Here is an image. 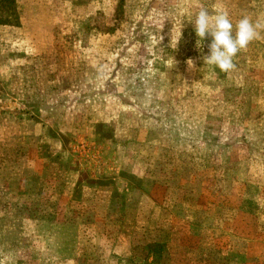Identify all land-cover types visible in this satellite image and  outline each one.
Wrapping results in <instances>:
<instances>
[{
  "label": "rangeland",
  "instance_id": "1",
  "mask_svg": "<svg viewBox=\"0 0 264 264\" xmlns=\"http://www.w3.org/2000/svg\"><path fill=\"white\" fill-rule=\"evenodd\" d=\"M19 1L26 27L24 38L37 42L35 49L40 62L35 66L38 58L35 61L29 58L24 65L18 63L13 70V78L0 80V98L13 95L23 101L34 115L51 123H60L63 129L76 130L71 136H65L56 125L48 132L46 127L50 142L34 143L37 150L49 156V161L47 169H42V176L34 173L33 187L29 186V192L21 189V185L28 183L15 184L17 187L14 185L10 191L11 198L31 202L28 206L17 207L18 212L24 215L43 212L45 208L34 206L32 202L37 198H47L52 191V184L43 180L44 175L48 173L53 178L56 174L57 179H63L70 163L84 169L83 179L92 180L87 185L109 186L114 179L104 177L95 169L102 172L101 167H109L107 158L116 151L125 158L120 177L126 180L127 191L116 193L117 200H114L116 204L112 209L120 213L123 211L120 223L123 233H132L136 228L134 236L132 233L127 238L118 239V242L127 246L136 243L137 252L144 261L148 253L153 252V264H264V147H261L263 143L260 141L264 136V127H249L250 122L257 120L248 119L244 121L246 131L243 128L242 132L237 131L236 127L241 115H247V118L256 115L257 108L252 105L251 93L261 88L264 81L256 70L257 62L245 65L242 51L237 60L246 79L225 80L221 77L205 82L185 80L186 92L193 102L179 113L183 116V124L188 126L176 129L182 128L186 134L198 136L200 153L199 157L178 155L176 159L178 156L174 158L169 153V120L179 117L169 110V105L175 104L170 100L169 93L147 87L150 80L145 77V70L137 74L125 70L120 73L122 78L117 74L119 56L124 58V63L136 62L141 69H146L149 64L145 56L160 50L161 57L155 60L153 66L167 72L169 77V65L166 63L169 46L162 45L166 41L169 43L171 37L166 29V21L158 15L151 16L154 9L148 6L141 17H133L134 8L151 4L153 0H97L99 9L94 10L89 30L79 18L84 15L85 9L81 7L77 15L79 19L75 21L73 13H70V0V3L65 0ZM205 1L207 6L210 0ZM211 1L218 3L221 0ZM243 15H236V20ZM57 24L72 26V30L52 32L51 26ZM60 35L63 39H71L72 45L57 44L56 51L51 55L43 53V45ZM159 37L163 39L160 41ZM131 40L134 43H129ZM196 40L195 32H184L181 38L184 46L180 41L177 54L170 56L182 58L188 54L194 59L207 54L210 38L205 39L202 50L196 48ZM247 50L254 59L260 53L258 46ZM59 57L66 61H56ZM68 62H72V65H68ZM170 75L176 79L179 72L170 69ZM231 84H238L239 92L231 93ZM71 87L76 91H68ZM59 90L60 94L57 93ZM127 100L133 104L132 107L139 103L141 108L127 110L123 105H128ZM177 106L182 104L177 102ZM18 118L19 122L13 121L14 125L6 133L16 130L23 122L21 129L28 126L31 134H39V128L28 124L27 117ZM2 129L0 126V198L4 167L25 154L27 146L22 135L14 133L4 136ZM242 134L248 137L244 138ZM235 137L239 142L230 143L229 140ZM69 146H72V150L67 152ZM74 157L75 163L72 162ZM181 163L191 168L193 173L183 176V180H188V185L195 190L188 196L192 203L185 205L186 214L179 216L189 222V230L171 232L169 167ZM138 165L146 167V174L133 173ZM56 167L57 171L53 172ZM81 180L82 176L79 175L78 183ZM91 186L87 197L94 199ZM203 187L206 189L205 199L197 214V206L191 204L201 194ZM143 189L150 190L148 192L157 201L156 206L140 208L139 190ZM123 198L127 200L125 206ZM43 199L38 202L43 204ZM87 206L84 205L83 209L91 210L92 206ZM34 245L31 244V247L36 248ZM169 252L171 257L177 259L176 262L169 261ZM31 260L28 259V262Z\"/></svg>",
  "mask_w": 264,
  "mask_h": 264
},
{
  "label": "crops",
  "instance_id": "2",
  "mask_svg": "<svg viewBox=\"0 0 264 264\" xmlns=\"http://www.w3.org/2000/svg\"><path fill=\"white\" fill-rule=\"evenodd\" d=\"M65 1L67 2L68 0ZM68 3L70 2L68 1ZM104 3L105 1L102 2L103 11H105ZM70 5H72L70 13H73V18L77 21L79 19L77 18V10L74 12V10H72L74 5ZM199 5L207 7L210 10L226 9L230 13L233 22L237 19V17H235L236 15L244 14L251 17L253 21L259 20L264 23V0H221L218 3L210 0L207 6L205 0H153L151 4L148 3L139 6L140 8H134L133 17H141L148 6L154 9L151 16L155 14L166 21V29L169 31V34H171L174 25L176 30H178L183 22V36L184 32L187 34H189V32H194L193 25L187 20L194 16ZM17 8L19 11L20 24L16 26L0 25V80L13 78V70L17 67L18 63L24 65L27 59L32 58V60L35 61V59L38 58L35 49V47H38L37 42L32 38H24L26 27L24 18L21 15L19 0H17ZM93 12L94 5L91 2L90 11L89 13L86 12L85 16H91ZM135 20H137V18ZM75 29L76 27L74 25V30ZM66 30L71 31L72 26L69 27L61 24L51 26L52 32L62 33ZM261 37V39L253 41L248 46V48L258 46L260 48L259 55L254 59L249 51L246 50L243 53V57L245 59V65H254V62H257L256 70L261 73L264 78V32H261ZM74 39V43H76L77 40L76 38ZM170 39L171 37L169 38V42ZM64 43L66 46H71L72 40L63 39L60 35V37L55 38V40L52 39L49 43L43 45L42 52L51 55L52 52L56 51L57 44L59 46L63 44L64 46ZM129 43H134V40H131ZM184 44L185 42L181 41V45L184 46ZM162 45L169 46V43L166 41L165 44ZM155 46L157 45L155 44ZM178 48L173 50L169 46V59L166 62L169 65V77L167 72L160 71V69L157 68L155 69L153 66L155 60L161 57L160 50L157 53H151L145 56V59L148 58L147 62L149 64V67L147 66L146 69H141L140 66H137L136 62L132 64L124 63V58L119 56V70H117V74L118 77L120 76L122 78V74L120 75V73H123L125 70L133 71L136 74L145 70V77L150 80L147 87L157 92L165 90L169 93L170 100H173L175 103L169 105V110L170 112L178 114L179 117L169 120V153H172L174 158L178 155L187 158L199 157L198 155L200 152L198 151L197 142H199L200 139L197 138L198 136L186 134L182 128L176 129L178 127L188 126L183 124V116L179 113H181L183 111L182 109H185V107L189 108L191 105L190 103L193 102V100L189 99L190 96L186 92L185 80L193 79L194 82H205L207 80L220 79L221 77H224L225 80L228 78L231 80L237 78L246 79L247 76L244 72H241L242 66L237 60V57L240 56L242 51L238 53L235 58L237 64L236 69L229 74H225L218 68L208 65L206 67L203 65L200 56L199 58H194L195 68L192 70H189L186 64V60L189 58L187 56L188 54L182 58L174 57L176 60V64L174 65L173 57L170 55L177 54ZM39 54L41 55V53ZM76 59L75 56L74 64L76 63ZM32 60L30 62H32ZM37 61L35 66H38L40 62L39 58ZM56 61L63 63L66 59L62 60V57H59ZM67 64L72 65V62H68ZM170 69L179 72L178 78H172ZM42 76L39 75V77ZM105 77H107V75H105ZM229 86L232 89L231 93L239 92L238 84H231ZM51 91L53 92V90ZM68 91H76V89L71 87L68 88ZM116 91H119V89ZM57 93L60 94V90ZM104 95L106 94L104 93ZM126 102L128 105H123L127 107V110L132 109V111H136L137 107L141 108L139 103L134 104L135 107H132L133 104L128 102V100ZM177 102L181 103L182 106H177ZM251 102L252 105L257 108L256 115L248 118L247 115H241L236 125L237 131L242 132V128L246 131L244 127V121L246 122V119L249 121L257 120L255 123L250 122L249 127H254L255 125L263 129L264 81L261 88L251 93ZM57 109L59 108L57 107ZM14 111L18 113H13ZM29 111L26 104L13 95L0 98V126L3 128L2 131L4 136H6V134L17 133L22 135L24 142L27 144V146H25V154L17 158L13 164L6 165L2 172L3 177L4 175L5 177L1 178L3 190L0 198V264H153V262H151L153 252H149L147 255L148 257L144 261L140 253L137 252L139 249L136 248V243L132 242L131 246H127L118 242V239L127 238L133 231L134 233L136 231V228H134L132 233H123L120 225L124 216L122 213L123 211L120 213L112 209V206L116 204L114 201L115 199L117 200L115 197L116 193H119L118 191H127V182L120 177V171L124 169L122 166L125 164V158L120 152L116 153V151H114L110 158L105 157L107 158V163L110 165L105 169L101 167L103 170L102 172L99 169H95V171L100 172L104 177L111 176V178L114 179V182H111L109 186L96 185L92 187L89 184L87 185L86 183H91L92 180L83 179L84 169L81 167L79 169V167L77 168V166L70 163L68 171L65 172L63 179H57L56 174L53 178L50 177L48 173L44 175L43 180L46 182L49 181L52 184V191L47 198H37L32 202L34 206L45 208L43 212L29 213L28 215L18 212L17 207L28 206L31 202L24 203L20 199L11 198L9 194L10 191L14 189L15 184L19 186V184L23 183V185H25L28 183L25 186L21 185V189L29 192V186L33 187L34 173L41 175L43 172L42 169H47L49 161V156L47 154H42L39 149L37 150L34 143H49L50 138L47 132L55 125L59 127L60 133L65 136H71V133H75L76 130L75 128L74 131L71 128L68 130L63 129L60 123H51V121L38 117ZM18 117H27L28 124L31 123L34 127L39 128V134L36 132L31 134L28 126L27 128L24 127L21 129L20 126L23 125V122L16 130L6 133V130L13 126L15 121L19 122ZM255 117L256 119H254ZM46 127L47 132L45 131ZM242 135L244 138L248 137L247 134ZM245 140L251 141L250 139ZM229 141L230 143L239 142H236V137ZM260 141L263 143L261 147H264V136L261 137ZM66 149L64 150L69 152L72 150V146ZM179 156L176 159H178ZM72 162L75 163V157ZM182 163L169 167V231L171 232H187L189 230V222L179 216H184L186 214L185 212L187 211L184 210L185 205L192 203L188 196L195 188L190 186V184L188 185V180L184 182L183 176H188L192 171L190 167H186L183 165L184 163ZM138 166L139 167H136L137 169L135 168L136 170L133 169V173L146 174V167ZM140 167H142V169ZM55 171H57V167L55 170L53 169V172ZM8 174L9 177H7ZM46 175L49 177L47 178ZM79 175L82 176L80 183H78ZM96 175L98 174H95V176ZM41 180L42 178L39 179V181ZM181 180L182 182H180ZM89 186L94 189V199H89L87 197L90 192ZM202 189L203 191H201V194H198L194 203L191 204L193 207L195 205L197 206V214H199L200 206L205 199L206 189L205 187ZM148 191L146 189L139 190L141 196L138 205L140 208L157 205V201H155L151 192L149 193ZM40 199L44 200L43 204L38 202L41 201ZM123 199V206H125L127 200L126 198ZM128 201L131 202V200ZM84 205H90V208L92 206L91 210L85 211V209H83ZM99 224H101V226H99ZM134 233L132 236H134ZM171 237L172 235L169 234L170 241H172ZM99 240L101 242H99ZM31 244H36L34 246L37 247L32 248ZM198 250H200V248H198ZM201 251L205 252V249L201 248ZM171 256L169 252V261L173 260L176 262L177 259L175 260V258ZM27 257L28 259L31 258L35 260V262L31 260L29 263Z\"/></svg>",
  "mask_w": 264,
  "mask_h": 264
},
{
  "label": "clouds",
  "instance_id": "3",
  "mask_svg": "<svg viewBox=\"0 0 264 264\" xmlns=\"http://www.w3.org/2000/svg\"><path fill=\"white\" fill-rule=\"evenodd\" d=\"M187 21L193 25L197 37V49L202 50L205 39L210 38L207 45L208 52L201 56L203 65L218 68L225 74L236 69L235 58L238 53L246 51L253 41L261 39V32H264V23L259 20L253 21L248 15H243L239 20L233 22L226 9L210 10L202 5L198 6L194 16ZM182 27L183 22L178 30L175 25L172 28L169 46L173 50L178 48L181 41ZM162 39L163 37H160V41ZM173 60L175 65L174 57ZM186 64L189 70L195 68V61L191 57L186 60Z\"/></svg>",
  "mask_w": 264,
  "mask_h": 264
},
{
  "label": "trees",
  "instance_id": "4",
  "mask_svg": "<svg viewBox=\"0 0 264 264\" xmlns=\"http://www.w3.org/2000/svg\"><path fill=\"white\" fill-rule=\"evenodd\" d=\"M72 2L73 10L78 11L81 10V7L85 9V13L90 11L91 2L94 5V10L99 9L97 6V0H70ZM123 2V0H121ZM80 16L82 23L87 26V30H89L91 16L86 17L85 14ZM94 13V12H93ZM20 18H19V11L17 8V0H0V25H19Z\"/></svg>",
  "mask_w": 264,
  "mask_h": 264
}]
</instances>
